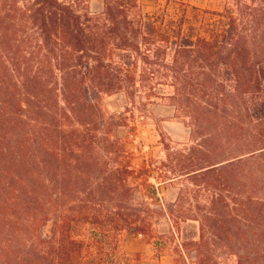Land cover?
I'll return each mask as SVG.
<instances>
[{
    "label": "trees",
    "instance_id": "trees-1",
    "mask_svg": "<svg viewBox=\"0 0 264 264\" xmlns=\"http://www.w3.org/2000/svg\"><path fill=\"white\" fill-rule=\"evenodd\" d=\"M224 1L197 35L140 0H104L100 15L75 0L3 2L0 20L16 11L40 45L0 104V264H142L123 238L151 243L163 219L176 264H264V0ZM45 70L60 84L47 87ZM116 94L144 108L171 100L191 141L161 134L165 158L136 164L117 135L135 128L104 114ZM168 182L179 183L171 204Z\"/></svg>",
    "mask_w": 264,
    "mask_h": 264
},
{
    "label": "rangeland",
    "instance_id": "rangeland-1",
    "mask_svg": "<svg viewBox=\"0 0 264 264\" xmlns=\"http://www.w3.org/2000/svg\"><path fill=\"white\" fill-rule=\"evenodd\" d=\"M0 0V10L4 11L5 6L10 3H3ZM15 2V0H14ZM13 3V1H12ZM142 10L147 16L156 20H166L168 26H175L183 23L185 31L192 35H197L200 30L209 23L211 16L206 12H223L224 0H140ZM75 7L82 14L86 12L92 15H100L104 11V0H75ZM15 9V4H14ZM16 10V9H15ZM13 18L0 20V104L10 101L14 97L17 81L16 75L26 72L29 66H37V58H32V52L36 56L35 47L40 45V39L31 26L21 27L19 21L14 19L16 11L11 12ZM47 71L43 83L48 86L60 84L59 74L54 75ZM50 84V85H48ZM158 90L164 95L172 93V88L168 85H161ZM56 94H49L48 101L54 105ZM143 97L144 93H140ZM54 98V100H53ZM136 105H131L125 94L105 96L103 100V110L106 118L125 114L129 119V124L134 127V132L128 129H119L118 138L125 144L127 150L135 154L134 162L141 164L144 159L163 160L165 151L161 144V134H166V139H170L175 148L191 141L192 130L187 125L186 120L178 114L171 100L166 98H155L149 101L144 108L142 99ZM129 108V111H127ZM154 183L159 186L160 181ZM161 196L165 204L176 201L179 192V183H166L160 186ZM194 228L191 232H198V224L192 223ZM171 224L163 219L157 222L154 231L156 239L144 236L125 235L123 238V250L127 254H140L142 264H176V254L174 245L168 240L161 239L169 235ZM228 264H235L232 258Z\"/></svg>",
    "mask_w": 264,
    "mask_h": 264
}]
</instances>
